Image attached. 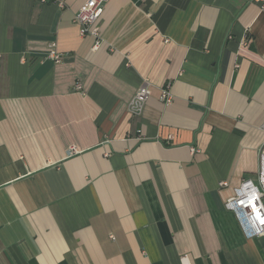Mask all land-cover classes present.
I'll return each instance as SVG.
<instances>
[{
  "label": "crops",
  "instance_id": "0c3cea01",
  "mask_svg": "<svg viewBox=\"0 0 264 264\" xmlns=\"http://www.w3.org/2000/svg\"><path fill=\"white\" fill-rule=\"evenodd\" d=\"M85 1L0 0V264H264L225 207L258 182L264 11L105 0L95 37Z\"/></svg>",
  "mask_w": 264,
  "mask_h": 264
},
{
  "label": "built area",
  "instance_id": "2783aa9c",
  "mask_svg": "<svg viewBox=\"0 0 264 264\" xmlns=\"http://www.w3.org/2000/svg\"><path fill=\"white\" fill-rule=\"evenodd\" d=\"M41 2H54L60 8L64 6V0H40ZM264 11V0H253ZM105 0H86L74 13L73 22L78 25L80 35L90 33L95 37L99 36V30L95 23L100 16ZM98 46L96 42L94 47ZM48 58L54 62H59L61 55L55 50V43L49 44ZM80 89V85L76 84ZM150 90L147 82H143L135 94L128 102L127 110L131 115H139L148 98ZM160 99L163 103L169 104L172 101L170 85L166 84L161 88ZM264 112V111H263ZM264 132V120L260 126ZM220 186H225L226 182H220ZM227 210L235 216L237 223L247 238L264 235V141L259 149V170L258 182L243 179L240 184L234 188L233 196L225 203ZM181 264H191L187 256L181 258Z\"/></svg>",
  "mask_w": 264,
  "mask_h": 264
}]
</instances>
